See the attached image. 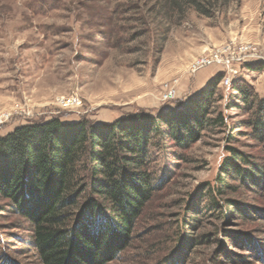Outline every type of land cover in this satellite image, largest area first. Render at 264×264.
<instances>
[{
  "label": "rangeland",
  "instance_id": "rangeland-1",
  "mask_svg": "<svg viewBox=\"0 0 264 264\" xmlns=\"http://www.w3.org/2000/svg\"><path fill=\"white\" fill-rule=\"evenodd\" d=\"M152 2L0 0V115H10L0 136L54 117L100 125L135 112L156 115L186 103L220 77L209 100L210 120L197 140L181 148L171 139H151L150 170L159 188L129 247L107 264H156L169 256L176 264H223L213 255L226 247L224 231L252 233L264 251V221L228 220L212 208L209 192L231 155L228 147L264 164V136L256 139L244 124L253 107L231 88L244 82L252 87L253 102L264 97V0H200L199 8H182L179 22L177 16L170 22L149 12ZM241 44L253 45L258 56L233 63L236 75L220 64L191 71L196 58ZM72 97L79 102L61 104V98ZM231 197L264 211L260 188L242 186ZM0 207V252L19 264H37L29 224L4 208L3 200ZM201 235L208 236L194 245ZM253 255L237 264H264V254L262 261Z\"/></svg>",
  "mask_w": 264,
  "mask_h": 264
},
{
  "label": "trees",
  "instance_id": "trees-1",
  "mask_svg": "<svg viewBox=\"0 0 264 264\" xmlns=\"http://www.w3.org/2000/svg\"><path fill=\"white\" fill-rule=\"evenodd\" d=\"M199 2L153 0L148 11L166 20L177 16L179 22L182 8H199ZM219 78L186 103L156 115L135 112L100 125L54 117L0 136V200L29 224L28 243L37 264H107L129 247L143 209L159 188L150 170L151 139L155 135L171 139L181 148L197 140L210 120L209 100ZM231 88L237 99L253 107L252 118L244 124L253 137L263 139L264 97L253 102L252 87L244 82H234ZM228 149L231 155L224 159L209 191L212 208L231 221H264L263 210L231 197L242 186L264 190V164L236 148ZM252 235L224 231L226 247L213 260L237 264L244 255L254 254L262 261L263 248ZM204 236L208 235L195 239L194 245ZM228 247L239 248L244 255ZM171 259L156 264L178 263ZM0 264L19 263L0 252Z\"/></svg>",
  "mask_w": 264,
  "mask_h": 264
},
{
  "label": "built area",
  "instance_id": "built-area-1",
  "mask_svg": "<svg viewBox=\"0 0 264 264\" xmlns=\"http://www.w3.org/2000/svg\"><path fill=\"white\" fill-rule=\"evenodd\" d=\"M255 51L256 48L250 44H241L235 50L229 45H223L206 55L196 58L191 64V71H196L211 64H220L227 69V71L230 73V76H233L234 74L236 75L238 73V70L235 69L232 64H241L249 59L257 57L258 55L255 53ZM229 79V76L224 77L223 83L225 85L229 84ZM169 95L171 94L169 93ZM60 101L63 106H69L79 102V100L75 97L67 99L61 98ZM8 118H10V115L7 113L0 115V125H2Z\"/></svg>",
  "mask_w": 264,
  "mask_h": 264
},
{
  "label": "crops",
  "instance_id": "crops-1",
  "mask_svg": "<svg viewBox=\"0 0 264 264\" xmlns=\"http://www.w3.org/2000/svg\"><path fill=\"white\" fill-rule=\"evenodd\" d=\"M208 72H210V71H208Z\"/></svg>",
  "mask_w": 264,
  "mask_h": 264
}]
</instances>
